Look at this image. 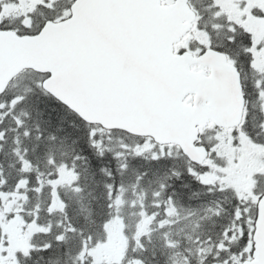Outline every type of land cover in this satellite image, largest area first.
Wrapping results in <instances>:
<instances>
[{"label":"snow or ice","instance_id":"1","mask_svg":"<svg viewBox=\"0 0 264 264\" xmlns=\"http://www.w3.org/2000/svg\"><path fill=\"white\" fill-rule=\"evenodd\" d=\"M0 264H264V0H0Z\"/></svg>","mask_w":264,"mask_h":264},{"label":"rangeland","instance_id":"2","mask_svg":"<svg viewBox=\"0 0 264 264\" xmlns=\"http://www.w3.org/2000/svg\"><path fill=\"white\" fill-rule=\"evenodd\" d=\"M116 249H109V250H105L102 251L101 255L104 257H109L111 255H113L115 253Z\"/></svg>","mask_w":264,"mask_h":264}]
</instances>
